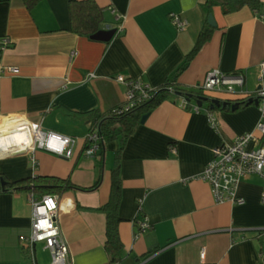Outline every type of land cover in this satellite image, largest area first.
<instances>
[{"label":"crops","instance_id":"crops-1","mask_svg":"<svg viewBox=\"0 0 264 264\" xmlns=\"http://www.w3.org/2000/svg\"><path fill=\"white\" fill-rule=\"evenodd\" d=\"M72 1L83 0H41L30 12L21 0L0 1V39L11 43L0 54V130L6 118L19 117L76 141L70 159L35 151V169L27 154L0 158V176L9 182L55 177L81 188L100 180L94 192L69 190L59 197L70 200L72 208L60 213L58 222L69 264H109L104 250L105 215L99 208L109 197L117 144H107L103 154L98 151L93 158L86 157L83 147L90 127L86 114L105 115L124 104L126 87L117 77L140 80L152 90L161 86L207 26L214 30L179 73V87L190 90L217 69L243 73L244 91L252 94L264 62V0H259L257 14L244 7L223 15L214 8L209 15L212 25L201 9L206 0H94L104 9L99 32L118 31L108 42L70 32ZM115 16L122 17L120 23ZM172 16L186 22L184 30L174 27ZM6 68L17 73L8 75ZM211 99L234 101L225 95ZM180 101L178 96L161 100L120 153L121 264H264L261 181L242 180L237 196L244 203L237 206L216 203L210 186L198 179L214 147L232 143L240 135H258L259 110L250 106L218 112L214 131L203 109H184ZM23 140L16 135L0 145L15 150ZM28 197L0 192V264H30L29 253L20 243L30 229ZM142 218L149 228L137 236L135 223ZM146 253L151 254L143 258ZM34 254L36 264L49 263L41 244Z\"/></svg>","mask_w":264,"mask_h":264},{"label":"built area","instance_id":"built-area-1","mask_svg":"<svg viewBox=\"0 0 264 264\" xmlns=\"http://www.w3.org/2000/svg\"><path fill=\"white\" fill-rule=\"evenodd\" d=\"M121 20L122 17L115 16L117 23H120ZM171 22L178 31H182L186 27V22L177 16H172ZM118 29L121 30V25ZM116 32L118 31L115 30V34ZM10 46L11 43L7 38L0 39V54ZM4 73L14 75L17 70L6 68ZM116 80L126 87L125 102L116 110L117 114L132 109L152 96L154 89H150L146 83L140 80L126 79L121 76ZM244 84L243 73L225 74L214 69L206 73L201 83L188 90L194 94L200 93L209 99L213 95H225L234 101L255 100L261 115V121L256 125L258 135H240L232 143H222L214 147L212 158L204 166L198 179L210 186L216 203L228 202L239 206L244 203L243 199L237 196L239 184L244 179L257 178L261 181L260 203L264 206V62L259 65L257 89L252 94H247L244 91ZM187 105L185 99L181 98L180 106L186 109ZM191 108L193 111H198L195 105ZM206 119L209 127L216 131L218 125L216 116L206 112ZM4 122L6 124L0 130V142L10 140L16 135H22L24 140L20 148L15 150L12 147L0 145V158L27 154L30 155L32 168L35 169L34 153L37 150L64 159L72 157L76 145L74 139L45 131L39 123H32L19 117H8ZM85 141L88 147L84 150V155L93 158L99 151L101 141L97 129L88 132ZM28 199L31 207L30 229L28 235L20 237V243L23 249L29 253L30 264H36L34 248L37 244H41L43 250L48 252L49 264H69L68 249L61 238L58 221L60 213H66L72 208V202L70 200L61 201L58 196L35 198L33 195H29ZM148 228V222L144 218L135 223L137 236L146 233ZM260 256L264 259V251ZM203 259L204 251H201L200 260L203 261Z\"/></svg>","mask_w":264,"mask_h":264},{"label":"trees","instance_id":"trees-1","mask_svg":"<svg viewBox=\"0 0 264 264\" xmlns=\"http://www.w3.org/2000/svg\"><path fill=\"white\" fill-rule=\"evenodd\" d=\"M2 1V0H0ZM41 0H21L25 8L30 12ZM248 8L257 14L261 8L259 0H206L202 5V11L206 21L214 8H220L223 15L237 12L242 8ZM69 22L70 32L78 36L90 39L91 36L98 33L104 22V9L99 7L94 0L72 1L69 3ZM212 27L203 29L197 41L188 55H186L182 64L176 69L171 78L153 90L152 96L148 100L136 105L132 109L117 114L116 110L120 107L112 109L109 113L101 115L95 111L87 113L90 118V127L88 132L97 129L101 138L99 152L103 154L105 146L110 143H116L117 147L114 153L113 167L110 170V192L107 202L99 208V211L105 215V242L104 250L109 258V264H121L122 260L119 256L122 250V244L118 236V224L120 217L118 215L119 206L122 200V188L120 180V163L119 156L128 139L133 135L135 129L140 124V120L144 115H148L158 103L166 97H181L187 102V108L191 109L193 105L197 106L198 111L216 114L218 112H237L247 107L254 106L249 100H241L235 102L237 109L222 110L220 107L212 106L210 101H200L203 97L200 93L194 94L188 90L182 89L177 83L180 72L184 71L193 57L200 50L202 45L207 42L213 32ZM88 145L85 141L83 151ZM6 182L5 191L11 193H25L33 195L35 198L42 196H58L62 197L69 190H78L81 192H94L98 189L100 180H97L88 188L74 186L68 179H59L48 176L27 177L15 182H9L0 176ZM151 253H146L143 258L148 257Z\"/></svg>","mask_w":264,"mask_h":264},{"label":"water","instance_id":"water-1","mask_svg":"<svg viewBox=\"0 0 264 264\" xmlns=\"http://www.w3.org/2000/svg\"><path fill=\"white\" fill-rule=\"evenodd\" d=\"M208 24L209 25H212V17L209 16L208 18ZM115 35V31L112 30V31H108V32H98L96 33L95 35L91 36L90 39L93 40V41H102V42H108L112 39V37ZM209 100L211 105L212 106H215V107H220L222 110H231V111H234L237 109V104L234 103V104H231L232 101H219L217 99H209V98H206V97H202L200 99V101H207ZM250 103L253 102L254 106H257V101H252V100H249ZM148 115H144L141 120H140V124H143L146 120ZM5 188H6V182L0 178V192L2 191H5Z\"/></svg>","mask_w":264,"mask_h":264},{"label":"rangeland","instance_id":"rangeland-1","mask_svg":"<svg viewBox=\"0 0 264 264\" xmlns=\"http://www.w3.org/2000/svg\"><path fill=\"white\" fill-rule=\"evenodd\" d=\"M112 155H113V154L109 152V154H108L109 161H110V159L112 158ZM48 264H49V263H48Z\"/></svg>","mask_w":264,"mask_h":264}]
</instances>
